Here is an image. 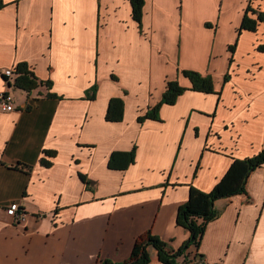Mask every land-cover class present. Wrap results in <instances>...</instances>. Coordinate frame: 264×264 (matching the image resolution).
<instances>
[{
    "label": "crops",
    "instance_id": "obj_1",
    "mask_svg": "<svg viewBox=\"0 0 264 264\" xmlns=\"http://www.w3.org/2000/svg\"><path fill=\"white\" fill-rule=\"evenodd\" d=\"M0 2V92L15 71V108L0 109V264L125 262L148 232L174 254L191 235L177 223L191 187L211 191L232 159L264 148V21L239 31L250 0H145L141 26L130 0ZM252 7L264 13V0ZM19 63L39 88L14 85ZM188 69L215 92L190 90ZM170 80L188 89L141 122ZM114 98L119 122L106 118ZM134 148L127 168L110 167ZM246 191L216 202L219 217L175 264H264V164Z\"/></svg>",
    "mask_w": 264,
    "mask_h": 264
},
{
    "label": "trees",
    "instance_id": "obj_2",
    "mask_svg": "<svg viewBox=\"0 0 264 264\" xmlns=\"http://www.w3.org/2000/svg\"><path fill=\"white\" fill-rule=\"evenodd\" d=\"M255 0H250L247 5L244 20L240 27L243 30L257 31L259 24L264 21V13L257 12L252 5ZM145 0H130L133 9V18L140 24L143 17ZM2 3L0 2V7ZM257 15V18L253 16ZM231 52L235 51V45L230 47ZM259 50L264 51V44L259 45ZM232 60V59H231ZM18 76L14 85L25 91H32L39 88L43 82L35 77V73L25 63L18 64ZM183 75L190 78L192 87L190 90L201 91L205 93H214V79L211 76H205L200 72L190 69L183 70ZM230 75L227 74L225 80L228 81ZM5 80L8 78L5 76ZM188 88L181 86L177 81L170 80L161 102L152 109L148 110L144 116H140L139 120L144 122L148 118H158V111L163 104H175L179 96H181ZM96 87L93 88V93ZM125 104L122 98L111 99L109 109H107L106 118L111 122H119L124 117ZM136 149L132 152H115L110 158V167L113 169L127 168L134 161ZM264 164V148L255 156L245 159H232L231 165L220 179L215 187L204 192L201 189L192 186L189 191V200L182 204L178 209L177 223L184 226L190 231L189 240L174 254L168 251V243L155 237L152 232H148L141 240H138L132 251L131 257L125 262H112L107 259L101 260L96 264H149L151 262L150 247H154L158 252L159 259L165 264H175V258L180 256L184 250L188 249L193 243L199 246L202 236L205 234L207 224L219 217V211L215 207L216 202L222 198H228L238 194L246 193L248 177L259 167Z\"/></svg>",
    "mask_w": 264,
    "mask_h": 264
},
{
    "label": "built area",
    "instance_id": "obj_3",
    "mask_svg": "<svg viewBox=\"0 0 264 264\" xmlns=\"http://www.w3.org/2000/svg\"><path fill=\"white\" fill-rule=\"evenodd\" d=\"M14 75L15 71L13 69H8L5 73V76L8 78V80H6V89L0 92V109L4 111H12L15 108L14 96L10 92L12 87V80H10V78ZM7 213L17 225L22 224L26 220L28 215L22 204L16 201H12L11 203H9V205L7 206ZM186 264L213 263L206 262L200 257H196L193 260L186 262Z\"/></svg>",
    "mask_w": 264,
    "mask_h": 264
}]
</instances>
